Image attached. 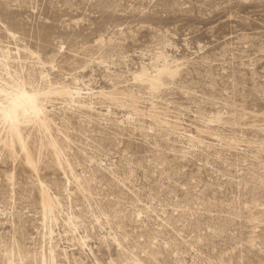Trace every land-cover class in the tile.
<instances>
[{"label":"rangeland","instance_id":"374dc122","mask_svg":"<svg viewBox=\"0 0 264 264\" xmlns=\"http://www.w3.org/2000/svg\"><path fill=\"white\" fill-rule=\"evenodd\" d=\"M0 264H264V0H0Z\"/></svg>","mask_w":264,"mask_h":264},{"label":"bare ground","instance_id":"6f19581e","mask_svg":"<svg viewBox=\"0 0 264 264\" xmlns=\"http://www.w3.org/2000/svg\"><path fill=\"white\" fill-rule=\"evenodd\" d=\"M171 69H173V68H171ZM171 69L168 66H165L162 69L157 68L155 70V75L152 76L144 68L139 74H137L135 76V80L142 82V83H145V84L148 83L150 85L149 87H151L153 90H155L157 92V91H159V89L161 88V86L163 84L162 79L164 78V76L167 77L166 75H169V76L173 77L177 73V71H172ZM169 76H168V78H169Z\"/></svg>","mask_w":264,"mask_h":264}]
</instances>
